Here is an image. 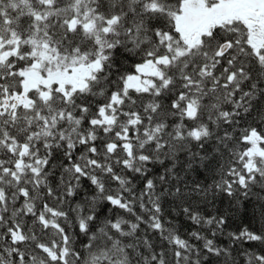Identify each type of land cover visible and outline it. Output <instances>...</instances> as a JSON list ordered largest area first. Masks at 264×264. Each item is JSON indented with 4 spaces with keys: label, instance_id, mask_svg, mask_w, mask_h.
Wrapping results in <instances>:
<instances>
[{
    "label": "snow or ice",
    "instance_id": "obj_1",
    "mask_svg": "<svg viewBox=\"0 0 264 264\" xmlns=\"http://www.w3.org/2000/svg\"><path fill=\"white\" fill-rule=\"evenodd\" d=\"M0 264H264V0H0Z\"/></svg>",
    "mask_w": 264,
    "mask_h": 264
}]
</instances>
